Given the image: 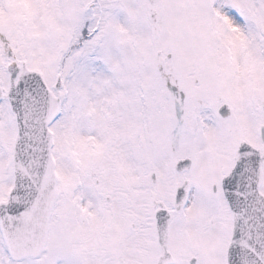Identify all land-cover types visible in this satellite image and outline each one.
<instances>
[{"label": "snow or ice", "instance_id": "snow-or-ice-1", "mask_svg": "<svg viewBox=\"0 0 264 264\" xmlns=\"http://www.w3.org/2000/svg\"><path fill=\"white\" fill-rule=\"evenodd\" d=\"M0 264H264V0H0Z\"/></svg>", "mask_w": 264, "mask_h": 264}]
</instances>
